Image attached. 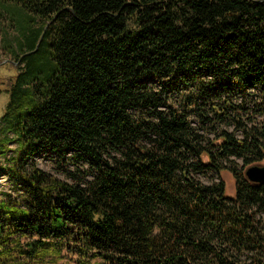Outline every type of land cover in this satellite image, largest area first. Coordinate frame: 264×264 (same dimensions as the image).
Segmentation results:
<instances>
[{"label": "trees", "instance_id": "16d2710c", "mask_svg": "<svg viewBox=\"0 0 264 264\" xmlns=\"http://www.w3.org/2000/svg\"><path fill=\"white\" fill-rule=\"evenodd\" d=\"M0 14L15 30L0 157L18 142L0 171L23 198L0 200V264H31L63 240L100 264H264V183L245 174L264 161V0H0ZM234 92L252 104H229ZM209 101L216 119L249 115L234 119L242 137L205 134ZM71 152L94 170L88 185L34 160ZM207 171L220 181L194 175Z\"/></svg>", "mask_w": 264, "mask_h": 264}, {"label": "rangeland", "instance_id": "374dc122", "mask_svg": "<svg viewBox=\"0 0 264 264\" xmlns=\"http://www.w3.org/2000/svg\"><path fill=\"white\" fill-rule=\"evenodd\" d=\"M15 35V30L9 26L8 19L3 15L0 14V75L4 76L9 73L7 69L9 67L1 65L5 63L7 60L14 59L13 56L8 52L7 49L4 47V37L9 36L13 37ZM2 62V63H1ZM19 66V63L15 67ZM14 70V69H13ZM11 72V71H10ZM149 86H153V89H159L161 88L160 84L157 81H152L149 83ZM197 88L198 86L192 85L190 89L185 90V94L190 95L197 94ZM183 95L182 93L178 95L177 102L180 104L181 99ZM248 98L244 97L242 94L233 93L230 97L231 101H229V104H242L243 102H247L252 104L251 100L253 96H247ZM223 97L222 99H218L216 102H219V104H224L226 101ZM168 104H172L176 106V92L169 97ZM213 101V100H212ZM201 102V100L199 101ZM7 104V94H2L0 96V117L4 114ZM208 105H204L203 107L208 111V114L212 116L214 119V122L210 125H205L203 127V131L206 135H208L210 138H214L216 136V133L219 132L222 129L234 132L238 137H242L241 130L237 127V121H234V119L239 120V117H243L245 115L244 120H248V114H246L243 110H239L240 115L234 110H229V113L226 115L225 119L219 120L216 119L217 113L212 111L210 112V104L211 101L207 102ZM161 109L169 110V107L163 106ZM219 111H223V109H219ZM134 116L137 119H147V120H156L155 116L152 115L151 112L145 110V109H138L133 111ZM190 120L191 123L195 127H200L198 117L196 113L190 112ZM216 130V131H215ZM9 136L11 138L15 139L14 133H9ZM18 147L17 141H12L10 143L11 151H8V154L6 157L1 156L0 157V165L3 166H11L13 163V158L15 156L14 150ZM114 154H117L116 152H113ZM234 163L237 166V168H241L244 165V161L242 158L234 157ZM35 162L37 165L44 171L54 175L55 177L59 179H63L65 181L69 182H75V183H81L82 185H88V183L94 179L95 172L93 169H91L81 158L78 157L77 153L71 152L68 153L65 157L60 156L57 153H41L39 155L35 156ZM226 164H231L229 161L225 162ZM264 161L261 162L260 165H263ZM195 177L198 178L200 181H202L205 184H212L214 182H219L220 178L219 176L214 173L213 171H207L205 173L202 172H196ZM223 179L225 180L226 186L230 193L233 195L235 191V181L232 178L231 174L229 172L223 173ZM22 191L19 189L18 185L16 184L15 178L9 173L5 171H0V200L3 199H11V200H20L21 199ZM261 218L264 222V214L261 215ZM61 242L58 245V248H60V252L49 254L45 257H42V259L37 260L36 262H31V264H100L102 260L100 259H93L86 256H80L74 252V249L68 248V245L65 243L67 241H58ZM262 259L264 261V255H262ZM244 260H247L246 257H244ZM250 262L247 260V263Z\"/></svg>", "mask_w": 264, "mask_h": 264}, {"label": "water", "instance_id": "95a60500", "mask_svg": "<svg viewBox=\"0 0 264 264\" xmlns=\"http://www.w3.org/2000/svg\"><path fill=\"white\" fill-rule=\"evenodd\" d=\"M247 178L252 182L264 183V164L250 165L245 169Z\"/></svg>", "mask_w": 264, "mask_h": 264}]
</instances>
